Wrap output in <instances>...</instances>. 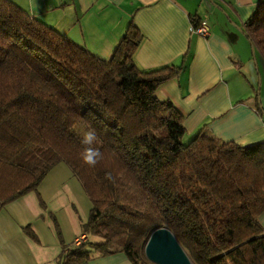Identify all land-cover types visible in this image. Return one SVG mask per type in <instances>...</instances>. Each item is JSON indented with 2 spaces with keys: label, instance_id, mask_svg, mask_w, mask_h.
<instances>
[{
  "label": "trees",
  "instance_id": "trees-1",
  "mask_svg": "<svg viewBox=\"0 0 264 264\" xmlns=\"http://www.w3.org/2000/svg\"><path fill=\"white\" fill-rule=\"evenodd\" d=\"M242 31L264 57V0ZM142 41L131 23L103 60L0 0V211L30 193L44 205L38 188L64 163L92 205L81 233L101 241L68 249L54 220L61 264H86L87 245L154 264L145 248L161 228L193 264H264V142L241 146L203 130L185 142V117L157 97L181 68L139 69ZM257 112L264 115L260 104ZM91 129L102 153L94 167L82 159Z\"/></svg>",
  "mask_w": 264,
  "mask_h": 264
},
{
  "label": "crops",
  "instance_id": "crops-1",
  "mask_svg": "<svg viewBox=\"0 0 264 264\" xmlns=\"http://www.w3.org/2000/svg\"><path fill=\"white\" fill-rule=\"evenodd\" d=\"M48 27L103 60H110L131 23L143 34L135 52L139 69L181 68L157 97L171 100L185 117L186 139L204 131L225 142H264V57L253 52L242 29L260 0H11ZM207 18L210 34L192 33L193 21ZM45 195V194H44ZM35 193L0 211V264H61L63 246L54 223L40 221ZM264 228V214L259 219ZM60 223V222H59ZM63 223H60V225ZM30 226L38 241L24 229ZM68 249L98 243L79 224L62 226ZM79 239L83 240L76 244ZM86 264H133L124 253L101 256L90 249Z\"/></svg>",
  "mask_w": 264,
  "mask_h": 264
},
{
  "label": "rangeland",
  "instance_id": "rangeland-1",
  "mask_svg": "<svg viewBox=\"0 0 264 264\" xmlns=\"http://www.w3.org/2000/svg\"><path fill=\"white\" fill-rule=\"evenodd\" d=\"M188 141L185 139V142ZM38 192L45 205L40 203L42 213H45L40 217V221L43 222L44 218L49 217L53 223L56 220L62 235L63 225L69 227L79 224L81 228L82 223L88 221L91 202L81 183L66 164L61 163L53 168L39 186ZM59 222L63 224L60 225ZM89 243L87 241L85 244ZM86 249L91 248L87 245Z\"/></svg>",
  "mask_w": 264,
  "mask_h": 264
},
{
  "label": "water",
  "instance_id": "water-1",
  "mask_svg": "<svg viewBox=\"0 0 264 264\" xmlns=\"http://www.w3.org/2000/svg\"><path fill=\"white\" fill-rule=\"evenodd\" d=\"M145 255L154 264H193L173 233L167 228L156 230L149 238Z\"/></svg>",
  "mask_w": 264,
  "mask_h": 264
},
{
  "label": "clouds",
  "instance_id": "clouds-1",
  "mask_svg": "<svg viewBox=\"0 0 264 264\" xmlns=\"http://www.w3.org/2000/svg\"><path fill=\"white\" fill-rule=\"evenodd\" d=\"M98 140V136L95 129L89 130L82 140V143L89 145L83 153V163L94 167L100 158H102V153L98 148L91 147Z\"/></svg>",
  "mask_w": 264,
  "mask_h": 264
},
{
  "label": "built area",
  "instance_id": "built-area-1",
  "mask_svg": "<svg viewBox=\"0 0 264 264\" xmlns=\"http://www.w3.org/2000/svg\"><path fill=\"white\" fill-rule=\"evenodd\" d=\"M192 33L198 37L206 38L210 34V26L207 18L200 19L197 27L193 26ZM81 239L76 241V244H80Z\"/></svg>",
  "mask_w": 264,
  "mask_h": 264
}]
</instances>
